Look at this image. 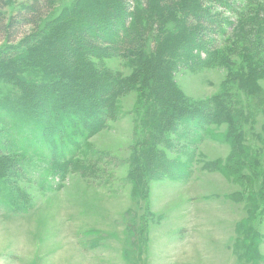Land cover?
<instances>
[{
  "label": "rangeland",
  "instance_id": "obj_1",
  "mask_svg": "<svg viewBox=\"0 0 264 264\" xmlns=\"http://www.w3.org/2000/svg\"><path fill=\"white\" fill-rule=\"evenodd\" d=\"M54 1L58 14L74 0ZM30 2L8 0L2 13L10 20ZM197 3L181 0L178 12ZM262 6L251 1L240 14H225L224 40L238 42L240 51L224 53L230 66L199 63L173 80L195 106L226 97L230 116L208 121L206 132L189 120L176 131L160 122L155 104L141 99L134 83L117 99L116 118L65 166L60 151L71 145L58 140L67 149L54 159L38 128L7 117V109L22 105L0 79V108L7 107L0 110V133L14 129L9 139L31 161L24 176L0 162V264H264V67L252 81L238 69L246 66L241 50L254 41L255 21H264ZM256 42L264 58V36ZM91 62L121 78L136 70L111 56ZM49 121L40 124L55 130ZM235 158L252 159L233 165Z\"/></svg>",
  "mask_w": 264,
  "mask_h": 264
},
{
  "label": "trees",
  "instance_id": "obj_2",
  "mask_svg": "<svg viewBox=\"0 0 264 264\" xmlns=\"http://www.w3.org/2000/svg\"><path fill=\"white\" fill-rule=\"evenodd\" d=\"M251 1H259L264 12V0H198L182 6L181 14V0H74L56 14L54 0H31L7 20L2 12L8 0H0V79L13 86L17 94L13 97L22 105L7 109L2 104L5 107L0 110L7 109V117L23 118L28 127L38 128L34 132L47 140L54 159L57 151L67 149L58 140L69 143L68 151H60L65 166L66 158L76 157L86 141L116 118L117 99L134 83L139 84L141 99L151 105L153 101L160 122L172 123L170 128L176 131L189 120L206 132L211 124L208 121L230 116L232 108L225 103L226 97L195 106L179 93L173 80L181 70L199 63L230 66L224 53L234 56L240 51L238 42L224 40L230 27L224 16L240 14L243 3ZM84 17L86 21H82ZM255 23L254 41L243 47L253 48L255 55L250 57L247 49L241 50L246 66L238 68L247 70L251 81L264 67V58L256 53L262 43L256 42L258 34L264 36V21ZM26 27L34 33L24 36ZM110 56L129 60L136 67L132 77L112 76L91 62ZM248 66L253 69H246ZM7 94L11 96L7 92L4 99ZM48 108L56 113H49ZM43 120L53 122L55 130H44ZM12 132L16 133L14 129L0 133V162L10 167L11 173L24 176L31 161L19 154L23 151L9 139ZM251 159L235 158L232 164Z\"/></svg>",
  "mask_w": 264,
  "mask_h": 264
}]
</instances>
